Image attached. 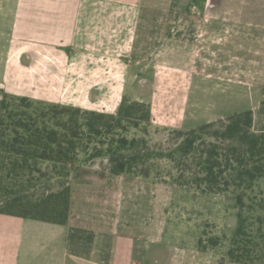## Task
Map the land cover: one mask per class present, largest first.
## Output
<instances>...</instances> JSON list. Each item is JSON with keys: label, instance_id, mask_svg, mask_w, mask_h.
Here are the masks:
<instances>
[{"label": "crops", "instance_id": "crops-1", "mask_svg": "<svg viewBox=\"0 0 264 264\" xmlns=\"http://www.w3.org/2000/svg\"><path fill=\"white\" fill-rule=\"evenodd\" d=\"M6 1L15 56L41 67L67 55L72 73L93 77L80 90L110 93L85 110L51 105L111 115L123 93L147 81L152 70L198 75L200 29L217 23L216 11L207 21L208 11L197 0ZM5 90L17 96L8 93V85ZM93 165L72 183L64 225L0 214V264H165L169 249L163 260L152 253L164 245L168 198L160 196L159 181L130 175L102 179L106 163Z\"/></svg>", "mask_w": 264, "mask_h": 264}, {"label": "rangeland", "instance_id": "rangeland-1", "mask_svg": "<svg viewBox=\"0 0 264 264\" xmlns=\"http://www.w3.org/2000/svg\"><path fill=\"white\" fill-rule=\"evenodd\" d=\"M6 4L8 1L0 0V97L9 99L5 92L8 85V93L17 95L10 97L30 99L33 104L28 113L40 114L46 111L40 105L64 104L85 110L110 96L80 90L89 87L93 77L72 73L67 55L43 61L41 67L37 60L29 63L15 56ZM219 6L215 14L208 12L205 17L210 21V15L215 16L216 25L205 24L207 27L200 29L198 75L185 77L159 68L152 70L157 74L146 75L147 81H138L123 93V99L139 100L150 110L148 124L127 126L128 139L162 145L174 131H190L246 110L252 111L256 132L264 127V0H221ZM30 67L35 71L30 72ZM51 69L55 73L48 75ZM38 80L40 85L34 83ZM85 142L89 143L87 154L79 153L76 167L90 170L93 164L106 163L107 158L89 156L104 151L109 140L104 144L93 138ZM149 164L163 169L159 183L164 195L161 192L160 196L168 198L164 245L152 251L158 260H163L169 249L165 264H231L234 260L229 252L236 247L233 239L241 229L244 247L235 250L244 255L240 264H264V180L255 181L243 192V206L238 207L234 194L209 195L179 188L167 176L169 163L151 160Z\"/></svg>", "mask_w": 264, "mask_h": 264}, {"label": "trees", "instance_id": "trees-1", "mask_svg": "<svg viewBox=\"0 0 264 264\" xmlns=\"http://www.w3.org/2000/svg\"><path fill=\"white\" fill-rule=\"evenodd\" d=\"M31 104L27 98L0 97L1 215L64 225L72 183L88 174L76 167L79 153L87 154L85 141L92 138L101 144L109 140L104 151L89 156L107 158L106 170L99 172L102 179L130 175L162 182L163 169L149 162H167V176L177 187L234 194L238 207L243 206V192L264 180V127L254 130L250 110L190 131H174L166 143L150 146L145 139L125 136L128 125L149 123L145 103L123 99L115 115L55 105H40L46 108L40 114L28 113ZM242 235L238 229L236 247L229 252L231 264H240L244 256L235 253L244 247Z\"/></svg>", "mask_w": 264, "mask_h": 264}, {"label": "flooded vegetation", "instance_id": "flooded-vegetation-1", "mask_svg": "<svg viewBox=\"0 0 264 264\" xmlns=\"http://www.w3.org/2000/svg\"><path fill=\"white\" fill-rule=\"evenodd\" d=\"M199 4L202 6V8L208 12L217 11L219 9V2L221 0H218L216 3L214 0H197Z\"/></svg>", "mask_w": 264, "mask_h": 264}]
</instances>
